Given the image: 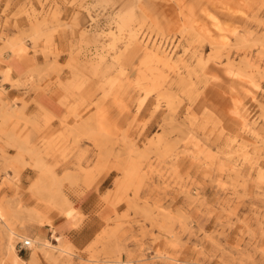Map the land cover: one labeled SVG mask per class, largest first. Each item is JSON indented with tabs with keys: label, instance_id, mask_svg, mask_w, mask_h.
<instances>
[{
	"label": "rangeland",
	"instance_id": "obj_1",
	"mask_svg": "<svg viewBox=\"0 0 264 264\" xmlns=\"http://www.w3.org/2000/svg\"><path fill=\"white\" fill-rule=\"evenodd\" d=\"M0 140V264H264V0H0Z\"/></svg>",
	"mask_w": 264,
	"mask_h": 264
},
{
	"label": "crops",
	"instance_id": "obj_2",
	"mask_svg": "<svg viewBox=\"0 0 264 264\" xmlns=\"http://www.w3.org/2000/svg\"><path fill=\"white\" fill-rule=\"evenodd\" d=\"M6 65L7 66L10 65L12 67L13 72L16 76L24 73L23 72L24 64L21 60L17 58L9 61ZM17 93L18 91H14L12 94L15 96L17 95ZM32 98L35 99L36 106L33 107V105H30L27 108V110L29 111L32 110L33 107V112H37V113L41 112L39 107L40 104L41 106H44L56 116H59V114L63 112V106L60 104L59 99L53 96L50 91L43 90V91H39V93H33L30 96V99ZM2 140H4V138H2ZM1 142L2 141L0 140V145ZM6 151H8L9 154H12L14 152L10 148H7ZM7 172L10 176H12L11 171H7ZM4 175H5V171L0 173V181L4 177ZM23 176L25 178L26 174H24ZM21 185L27 187L29 185V182L24 179L23 181H21ZM13 190H15V187L7 185L4 187V189H2V192L6 193L7 196H10L12 195ZM98 201L99 198L97 197L95 190L92 188L85 190L82 196H80L78 199L75 200L74 207L77 210V212H80L84 216H86V219H84V221L81 222L79 226L75 225V219L73 217H66L65 215H58L56 213L50 214L52 218L51 222H46L43 225L27 222V225L29 226V230L30 232H32V234H36L40 237L60 236L74 245L83 244L94 236L96 230L95 226L97 222L95 216L97 213ZM100 214L105 216V218H103L104 220L108 218L107 216L109 215L105 207L100 211Z\"/></svg>",
	"mask_w": 264,
	"mask_h": 264
},
{
	"label": "built area",
	"instance_id": "obj_3",
	"mask_svg": "<svg viewBox=\"0 0 264 264\" xmlns=\"http://www.w3.org/2000/svg\"><path fill=\"white\" fill-rule=\"evenodd\" d=\"M32 244H33V242L31 239L25 238L22 241L18 242V248H19L18 250L20 252L26 251L32 247Z\"/></svg>",
	"mask_w": 264,
	"mask_h": 264
},
{
	"label": "bare ground",
	"instance_id": "obj_4",
	"mask_svg": "<svg viewBox=\"0 0 264 264\" xmlns=\"http://www.w3.org/2000/svg\"><path fill=\"white\" fill-rule=\"evenodd\" d=\"M118 26H119V25H118ZM39 245H40L41 247H42V246H44V247H45V246L49 247V244H47V243H45V244L41 243V244H39ZM51 247H52V246H51Z\"/></svg>",
	"mask_w": 264,
	"mask_h": 264
}]
</instances>
